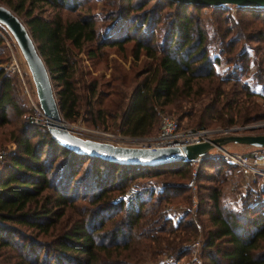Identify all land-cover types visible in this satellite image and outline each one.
<instances>
[{
	"label": "trees",
	"instance_id": "1",
	"mask_svg": "<svg viewBox=\"0 0 264 264\" xmlns=\"http://www.w3.org/2000/svg\"><path fill=\"white\" fill-rule=\"evenodd\" d=\"M103 1L110 8L103 15L86 9L65 20L60 9L83 10L87 0H0L25 19L58 86L55 100L63 119L75 121L83 108L93 125L105 128L107 118H115L124 135L150 136L157 133L151 134L159 122V107L194 102L198 96L210 97L194 111L198 126L212 119L227 126L259 119L260 105L247 101L257 96L255 91L233 73L219 78L212 67L218 58L211 62L208 53L210 42L226 54L241 40L261 43L258 50L264 51V8ZM207 12L213 37L205 29ZM127 44L133 62L144 58L146 66L137 73L144 78L129 95L120 94L114 108H98L105 96L101 85L111 86L97 80L86 85L78 56L95 59L104 48L122 53ZM234 60L246 62L247 53ZM12 89L11 77L0 67V129L10 123V114L15 119L23 114ZM9 141L15 149L0 160V264H157L166 251L175 258L192 253L189 242L199 234L202 264H264V184L256 192L246 190L237 209L227 206L221 199L223 174L225 167H234L226 161L207 155L195 170L190 162L119 165L69 151L47 128L30 123L11 131ZM192 172L197 206L172 223L164 204L185 196ZM163 176L178 180L128 204L119 200L133 180Z\"/></svg>",
	"mask_w": 264,
	"mask_h": 264
},
{
	"label": "rangeland",
	"instance_id": "2",
	"mask_svg": "<svg viewBox=\"0 0 264 264\" xmlns=\"http://www.w3.org/2000/svg\"><path fill=\"white\" fill-rule=\"evenodd\" d=\"M84 7L85 8L83 10H79V11L60 9L59 13L63 19L71 20L77 18L78 15H82L84 12H86L85 11L86 9H89L93 14H98L99 16L104 14L103 10L110 9L108 6H104L103 0H87ZM52 13L53 12L51 11H47L46 15ZM209 17H210L209 13L207 12L206 20L204 19V24L208 36L213 37V33H212L213 28L211 27ZM19 19L22 22L25 21L23 16H20ZM260 24L261 23L258 22L254 23V26L258 28L260 27ZM96 26L100 29L102 27V24L98 22L96 23ZM0 39H1L0 67H2L3 69L4 67H6V65L9 62V56L12 53L20 63L21 72L24 77L26 90L29 92V97L33 102H35L38 105L34 86L32 84L30 74L28 72V69L20 53L19 48L17 47L14 40L13 41L11 40L12 38L10 37V35L1 28H0ZM261 46H263V44L261 43L246 44L244 40H241L233 45L232 50L229 53L222 54L217 49V47H215V44H212V42H210L209 43L210 51L208 53L211 62L214 61L213 59H215V57L218 58V63L216 64L213 63L212 67L214 69V72L219 78H224L227 75H229V73H233L236 75L235 78H237V80H239L240 83L247 84L249 88L255 91L257 96L251 97L247 101H255V103L260 105V114L258 116L259 119H256L255 121L243 125L234 124L231 126L224 125L221 121L217 119H212L206 125L198 126L196 124L197 118L194 116L195 115L194 111H196L200 107L201 103L207 104L208 98L210 99V97L198 96L197 98H195L194 102L180 101L179 105L159 107L158 108L159 120L162 115H168L178 119L183 129H198L200 127H203V129H208V130H219V131L223 130L216 137L226 135V133L223 134V132L224 131L226 132L229 129H238L236 131L237 134H264V116H263L264 115V51L261 49L258 50ZM130 48H131V44H127L124 47L125 49L124 52L122 53L114 48H104L102 50V55L97 56V58L91 60L86 59L83 53L79 54L78 57L81 58L80 68L85 73V75L82 77L84 83L87 85L90 81L97 80L98 85H100L101 83L104 84L109 83V85L111 86L109 88H106L103 86V84L101 85V93H104L105 95L102 96L103 105L102 106L101 104L96 105V107L98 108L106 107L107 109H109L110 107L114 108V106H116L119 103L120 99H122L120 94H124L126 96L129 95L130 92L133 90V88L137 84H139L144 78V76L138 78L137 73L140 71V69L145 68L146 62H144L143 57H140L138 61L133 62L132 57L130 56ZM243 52L245 54L247 53L248 60L246 62L243 61L239 62L237 60H234L236 55H240V53ZM245 60H246V56H245ZM7 74L9 75V77H11L12 80V88H13L12 93H13L14 101L17 103L18 107H20V110L23 111V114L16 119L13 114H10V123L0 129V155L2 156V158L5 154H8L15 149L14 144L11 141H9V133L11 131H17L21 124L28 126L29 123L31 124L32 121L31 119L33 118V110L25 95V89H23L19 83L17 75L9 71H7ZM50 82H51L53 95L56 99V91L58 86L56 82H54L52 79H50ZM81 93L83 95L84 91L81 90L80 94ZM246 98H244L243 96H239L238 100L246 101ZM123 103L125 104V99L123 100ZM218 110L220 109L218 108ZM224 118L225 116H223V118L221 119ZM90 120H91L90 114H88L87 110H84L83 108H81L79 117L75 121L71 122L69 120L63 119V121H65L70 126H78V128H87V129H98L112 136V137L103 138L104 135H99V136L95 135L94 140L100 139V140H104L105 142H110L112 144H117L120 146H132L131 144L127 143L124 140V138L133 137V136L124 135L123 133L120 132V128H119L120 122L118 119L107 118L106 123L104 124L106 126L105 128H103L101 125L98 124L97 125L91 124ZM158 126H159V122H157V126L155 127L154 131L151 134H154L156 130L158 131ZM40 127L46 128L44 126H40ZM134 137H145V136H134ZM251 149L252 147L238 145V144H227L226 146L223 147V150L227 153H244ZM215 154H217V156L220 158L222 153L215 150H212L211 152L208 153L210 157L214 156ZM2 158L0 160H2ZM214 159L222 160L218 158H214ZM198 164L199 163H197V165L191 164L193 170H195L196 167H198ZM225 169H227V172L223 174L226 179H225V183L222 184L221 199L222 202L225 203L227 206L237 209V205L239 206L240 204L239 203L240 197L246 191H244L242 188L239 187L238 183L240 182V177L235 172V170L229 171L230 167H225ZM207 172L214 173L215 175H217L216 172H213L211 169H208ZM219 178L222 177L219 176ZM176 180L178 179L172 178L171 176L144 177L130 182L126 190L131 186H135L137 188L135 198L141 196L145 198L147 197L149 192L158 193L164 188L165 185L171 182H176ZM213 183L217 185L215 181ZM235 184L237 186H235ZM260 186L258 187V189L260 188ZM196 189H197L196 184L194 183V185L191 186L190 190L187 193H185V196L187 195L188 199L183 195L181 197L173 198L172 200L170 199L164 204L166 208V213L168 216H170L172 223L176 222V220L179 217H181L183 212L190 211L193 213L195 211L198 201ZM125 191L120 194L121 196H119V198L122 197ZM201 219L204 221L206 218L201 217ZM200 236H201L200 234L197 235V237L194 240V242L199 243L198 248L196 250L197 251L196 262L192 261L193 251H195L191 245L194 243L193 241L189 242L191 245L190 247L192 253L176 259H181L182 261L181 263L183 264H202L203 259L199 258L197 255V253L199 254V247L201 240ZM165 255L171 256L169 251H166ZM164 257L165 256H159L158 257L159 262L157 264H164Z\"/></svg>",
	"mask_w": 264,
	"mask_h": 264
},
{
	"label": "water",
	"instance_id": "3",
	"mask_svg": "<svg viewBox=\"0 0 264 264\" xmlns=\"http://www.w3.org/2000/svg\"><path fill=\"white\" fill-rule=\"evenodd\" d=\"M201 7H225L263 9L264 0H165ZM0 25L16 43L25 61L34 86L38 105L43 113L46 128L58 145L76 154L95 157L103 161L125 166H159L175 162L201 161L214 149L227 144H238L252 148H264V134H237L238 129H229L226 135L210 141L155 150L123 147L106 142L81 139L60 126L62 119L53 95L46 66L41 59L27 28L19 17L6 6L0 5ZM246 129V128H243Z\"/></svg>",
	"mask_w": 264,
	"mask_h": 264
},
{
	"label": "built area",
	"instance_id": "4",
	"mask_svg": "<svg viewBox=\"0 0 264 264\" xmlns=\"http://www.w3.org/2000/svg\"><path fill=\"white\" fill-rule=\"evenodd\" d=\"M4 69L5 71H9L17 75L20 85L23 89H25V95L33 110V118L31 119V124L35 126L46 127V122L43 113L40 107L30 99L29 92L26 90L20 63L12 53L9 56V62L6 67H4ZM59 125L64 127L69 133L81 139L105 142L104 140L100 139L94 140V136L104 135L103 138L112 137L108 133L102 132L98 129H87L78 128V126H70L65 121H63V119L61 123H59ZM221 131L208 129H183L178 119L168 115H162L159 120L158 131L155 135L145 137H126L124 138V140L132 146L123 147H134L150 150L169 147L181 148L187 145L210 141V139L218 136ZM225 133L226 132L224 131L223 134ZM214 150L221 152V157L219 158L217 154L211 157L225 160L227 163L234 167L235 172L240 177V182L238 183V185L244 191L250 190L252 192H256L258 190V187L264 184V148H252L251 150L244 153H227L221 149ZM1 158L2 156L0 155V159ZM190 163L192 165H197L199 161H192ZM194 177L195 172L192 173V179L188 183L189 187L194 185ZM235 186L237 185L235 184ZM136 192L137 188L135 186H131L125 191V193L122 195L121 198H119V200H122L125 203H129L135 198ZM191 245L192 248L195 250L193 251L192 261L196 262V250L198 248L199 243L194 242ZM181 262V259H176L171 256L165 255L164 257V264H183Z\"/></svg>",
	"mask_w": 264,
	"mask_h": 264
}]
</instances>
